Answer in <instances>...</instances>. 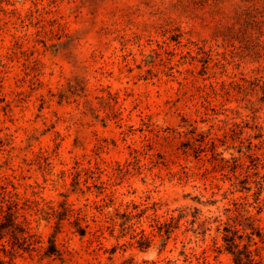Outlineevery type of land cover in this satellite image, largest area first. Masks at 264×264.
I'll return each instance as SVG.
<instances>
[{
    "label": "rangeland",
    "instance_id": "374dc122",
    "mask_svg": "<svg viewBox=\"0 0 264 264\" xmlns=\"http://www.w3.org/2000/svg\"><path fill=\"white\" fill-rule=\"evenodd\" d=\"M257 79L264 0H0V165L9 154V166L21 167L19 192L55 203L68 194L76 208L106 204L104 213L136 206L163 220L187 208L210 219L204 237L182 220L162 246L143 217L134 229L149 237L145 249L129 233L80 239L65 221L56 236L64 263L25 254L16 264H233L212 249L222 244L225 209L237 201L254 215L255 182L264 188V150L252 147L258 160L239 153L264 139ZM200 134L215 156L190 150ZM74 168L91 171L81 172L83 193L71 191ZM233 175L237 190L250 191H235ZM258 216L264 228V210ZM35 220L46 242L54 221Z\"/></svg>",
    "mask_w": 264,
    "mask_h": 264
},
{
    "label": "trees",
    "instance_id": "16d2710c",
    "mask_svg": "<svg viewBox=\"0 0 264 264\" xmlns=\"http://www.w3.org/2000/svg\"><path fill=\"white\" fill-rule=\"evenodd\" d=\"M218 35L223 38L226 37L224 33H218ZM200 51L202 55H206L201 49ZM202 58L199 59V62H203L202 72H204L208 69V61H203ZM250 84L252 85L251 92L261 91L264 94V82L262 80L257 79L250 82ZM230 85L237 86V82L233 81ZM107 95L113 97L109 92ZM253 129L256 131L254 138L261 140V126H254ZM200 136L202 140L197 145L191 144L189 146L195 157H199L200 153H206L207 150H210L212 155L215 156L217 148L215 142L212 140L205 141V136L202 134ZM240 143L242 144L243 141H240ZM251 144L250 139H248L246 153L241 152V150L239 153L245 155L248 159L258 160L256 154L251 153L252 147H255L256 150H264V139L257 145ZM262 157L264 158V152ZM11 159L8 154L4 163L0 165V264H16V260L22 258L25 254L30 257L35 254L40 261L47 259L64 263V253L57 246L56 236L60 233L62 224L65 221L74 229L72 233L78 235L80 239L89 235L91 241L101 244V239H105V233L117 240L129 233L130 239L134 241L131 245L137 244L141 249H145L147 247L145 245L150 242L144 230L136 232V229H134V226L139 224L143 217L149 219L151 227L156 230L155 235L161 239L162 246L165 245L171 234L180 227L182 220H184L187 233L190 231L204 237L206 232L210 230L208 227L210 219L199 221L196 209L192 214H189L187 208L176 209L171 211L167 218L161 220V217L156 215V210H153L150 216H145L147 210L137 211L138 207L136 206H133L131 211L122 213H104V209L107 207L106 204L93 203L92 205H84L83 208H76L74 204L68 202V194H61L62 199L56 203L31 199L25 193L19 192L20 179L23 178L20 173L21 167L9 166ZM221 160L222 162L232 160L235 165L233 168L237 167L236 157H231L229 160L221 158ZM239 166H242V164H239ZM2 168H5V171L1 172ZM81 172L91 173L89 169L78 171L76 168L69 173L72 179V192L80 191L83 193V190L79 188ZM233 179L234 182L231 186L235 191H250V188L246 187L237 190L240 180L235 175H233ZM83 183L86 185L87 180H84ZM255 185L257 193L252 208L256 210V213L251 215L246 209L245 203L233 201L232 208L225 209L226 220L221 224L222 228H216V231L221 235L222 244L217 246L214 243L212 250L215 253L225 251L231 256L233 264H263L262 262H264V228L260 226L258 216L264 210V199H259L260 192L264 188L259 182H255ZM30 188L33 187L30 186ZM85 188L90 190L89 186H85ZM35 195L36 193L32 192V196ZM88 209L98 213V216L94 212L88 216L86 211ZM188 214L191 217L189 220L187 218ZM33 217H37L36 220L34 219L35 222L41 219L47 222L54 221V231L46 242L31 228V223L34 221L32 220ZM89 221L95 226L90 227ZM115 232H117L116 235ZM143 264L156 263L154 261H143Z\"/></svg>",
    "mask_w": 264,
    "mask_h": 264
}]
</instances>
